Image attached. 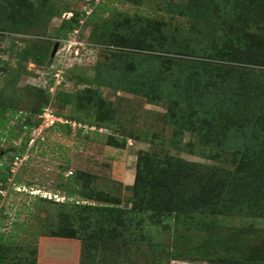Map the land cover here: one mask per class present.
<instances>
[{"label": "rangeland", "instance_id": "rangeland-1", "mask_svg": "<svg viewBox=\"0 0 264 264\" xmlns=\"http://www.w3.org/2000/svg\"><path fill=\"white\" fill-rule=\"evenodd\" d=\"M0 1V106L9 117L0 167H11L0 183V264H264V202L256 194L231 197L228 215L182 216L175 234L170 222L171 231L151 230L148 218L151 243L143 231L132 236L120 222L110 226L78 207L96 203L81 196L93 190L108 195L101 205L129 208L140 159L174 166L161 188L181 193L202 176L228 177L244 148L263 139L253 131L264 125V63L214 56L232 49L225 43L236 17L232 0H93L95 8L87 7L92 0H23L17 19ZM72 16L79 21L73 35L59 38ZM258 16L245 18L241 35L260 40L262 52L264 10ZM243 70L259 95L216 99L213 92ZM43 103L64 122L80 120L79 130L69 120L70 129L41 130ZM189 119L222 135L234 128L242 153L186 131ZM122 138L124 147L112 145ZM67 190L73 196L63 203ZM162 245H179L183 257L173 259ZM190 250L199 253L190 258Z\"/></svg>", "mask_w": 264, "mask_h": 264}, {"label": "trees", "instance_id": "trees-1", "mask_svg": "<svg viewBox=\"0 0 264 264\" xmlns=\"http://www.w3.org/2000/svg\"><path fill=\"white\" fill-rule=\"evenodd\" d=\"M8 2V9L12 17H21L20 12L23 9V0H6ZM108 1V0H103ZM111 1V0H110ZM115 1V0H114ZM2 2L0 1V4ZM232 10L235 12L236 17L233 18L232 22L229 20L228 32L229 36L227 37V44H230L231 48L229 51L224 47L214 51V56L217 58L223 59V61L232 62L236 64H244V63H264V51H259L256 49V43H260L261 41L258 39L252 40L248 36L241 35V25L244 24L245 18L255 20L258 15L262 14V10H264V0H232ZM2 5V4H1ZM0 5V6H1ZM5 5V4H4ZM7 9V5L4 6ZM87 7H96L93 0L87 3ZM25 8V7H24ZM85 12V10H83ZM95 11V9L93 10ZM94 13V12H93ZM94 15V14H93ZM89 17V16H88ZM93 18V16H90ZM33 18V17H32ZM17 19V18H16ZM15 19V20H16ZM14 20V21H15ZM23 21V20H22ZM26 21V20H25ZM23 21V23L25 22ZM78 20L72 16L71 19L63 21L62 26L58 30L59 38L68 39L70 36L73 35V30L76 29L78 25ZM27 23V22H26ZM13 29L18 30L19 26L14 23ZM257 40V41H256ZM249 46V48L247 47ZM248 48V49H246ZM249 51L256 52L255 58L250 59V57L246 56V53ZM228 70L227 68H223V70ZM237 70V69H232ZM239 72L238 77H234L233 75L229 77L231 79V83H229L230 87L225 89L223 86L213 94H217L216 99H221V97H225L230 101L234 102L239 96L247 94L252 97V100L259 95L258 88L254 86L253 93L250 89V82L243 81L245 76ZM256 80V79H255ZM253 81V84L256 83ZM259 82V81H258ZM52 83V82H51ZM249 83V85L247 84ZM232 89V90H231ZM212 90V89H211ZM209 91V90H208ZM226 93V94H224ZM213 94H210L209 98L213 97ZM224 94V95H223ZM60 95V94H59ZM246 95V94H245ZM256 95V96H255ZM255 96V97H254ZM68 98V95L66 96ZM44 100L47 97H43ZM228 100V101H229ZM46 101V100H45ZM222 102V100H221ZM217 102L214 101L213 105ZM44 103L39 107L38 113H42L44 108ZM9 109V108H7ZM53 113V111H52ZM54 114V113H53ZM57 117H62L60 114H54ZM191 117V116H190ZM194 117V115H193ZM65 121H74L75 127L74 130H79L78 125L80 124V120H70L68 118H64ZM9 121V117L6 116V108L0 106V131H8L9 128L6 123ZM39 121V120H38ZM37 121V124H38ZM190 127L186 131H194L197 130L201 132L203 137H207V139L215 137L217 140L222 142L223 146H226L235 152L236 156H239L242 152L243 155L239 156V162L231 175L228 177H220L214 175H207L202 176L195 180V187L191 188V186H186V191H175L172 193H165L163 187L166 183L169 184L171 181V176L174 177V166L169 165L168 162L162 163V165H155L149 164L145 159H140L138 162L140 164L137 165L136 174L134 178V183L132 186V198H130L131 206L128 208H120L118 206H103L99 202L107 200L105 192H99L97 196H93L95 193L93 190L88 193H81V196L84 198H89L95 200L96 203L94 204H78L80 210H83L85 216H96L98 217L103 223L109 224L110 226L114 225L115 223L120 222L121 226L125 227V230L132 234V236L139 235L141 231L144 232L143 236L146 241L152 239V231H144L146 228V221L151 220L152 227H149L151 230H155L161 228V226L171 231L170 224H166L167 222L173 223V234L176 233V229L178 228V222L183 217H191L192 215L198 214H222L228 215V200L232 198H250L252 195H257L256 198H262L264 202V125L261 129H255L253 131L254 134L260 135L263 138L260 142H257L255 145H248L247 148L242 147L243 141L238 137L236 138V133L234 128L230 130L227 135H222V132L218 130H208L206 127L204 128V124H201L197 120L192 121L188 120ZM216 122V119L213 120ZM34 124L35 126L37 125ZM40 124V123H39ZM38 124V125H39ZM71 124L68 122L66 123H56L51 128L47 129L48 131L53 129H70ZM187 125H182L185 127ZM196 128H195V127ZM199 126V127H198ZM220 126V125H219ZM81 127V126H80ZM194 127V128H193ZM198 127V128H197ZM210 133V135H209ZM208 135V136H207ZM6 138V137H5ZM8 139V137L6 138ZM259 140V138H255ZM126 143L125 139H121V141L117 142L114 141L112 145L116 147H124ZM245 149H249L248 157L245 155L247 154ZM23 152V151H22ZM245 153V154H244ZM16 154V153H15ZM14 154V156H15ZM17 154L20 155L21 151H17ZM256 154V155H255ZM11 176V167L7 165H2L0 167V183L5 184L7 183L9 177ZM170 185V184H169ZM90 190V189H88ZM79 194V193H78ZM73 196V193L70 191H66L65 193V202ZM108 196V195H107ZM110 197V196H109ZM255 198V200H256ZM162 199V200H161ZM228 201V202H227ZM110 202L111 201H107ZM106 203V202H105ZM114 203V202H113ZM80 205V206H79ZM90 216V217H91ZM150 216V217H149ZM114 221V222H113ZM119 224V223H118ZM117 224V225H118ZM175 230V231H174ZM139 231V232H137ZM137 233V234H136ZM159 238L160 236H156ZM150 239V240H149ZM2 238L0 237V245H1ZM151 243V242H150ZM164 246H159L164 252H168L172 254L173 259H179L183 257V252H181L179 245L171 248H163ZM160 249V250H161ZM187 255L188 257H194V255L198 254L199 251L197 250H190ZM182 255V256H180ZM189 259V258H188ZM227 263L231 264H241L236 260H228ZM243 263V262H242ZM244 264V263H243Z\"/></svg>", "mask_w": 264, "mask_h": 264}, {"label": "built area", "instance_id": "built-area-1", "mask_svg": "<svg viewBox=\"0 0 264 264\" xmlns=\"http://www.w3.org/2000/svg\"><path fill=\"white\" fill-rule=\"evenodd\" d=\"M71 43V41H68V44ZM72 43H75L72 41ZM66 123L64 122L60 117L55 116L52 111L49 109H45L42 112L41 121L39 124V127L41 130H47L54 126L56 123Z\"/></svg>", "mask_w": 264, "mask_h": 264}, {"label": "water", "instance_id": "water-1", "mask_svg": "<svg viewBox=\"0 0 264 264\" xmlns=\"http://www.w3.org/2000/svg\"><path fill=\"white\" fill-rule=\"evenodd\" d=\"M57 47H58V44H56V45L54 46V49H53V53H52V54H54V53H55V51H56Z\"/></svg>", "mask_w": 264, "mask_h": 264}]
</instances>
